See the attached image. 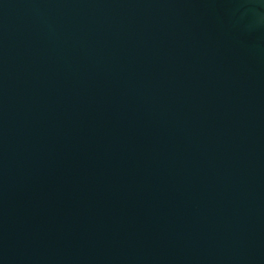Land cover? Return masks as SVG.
<instances>
[{
  "label": "water",
  "instance_id": "water-1",
  "mask_svg": "<svg viewBox=\"0 0 264 264\" xmlns=\"http://www.w3.org/2000/svg\"><path fill=\"white\" fill-rule=\"evenodd\" d=\"M0 264H264V0H0Z\"/></svg>",
  "mask_w": 264,
  "mask_h": 264
}]
</instances>
